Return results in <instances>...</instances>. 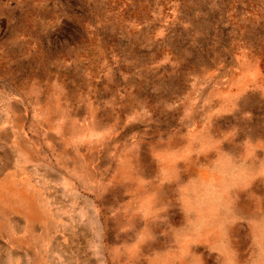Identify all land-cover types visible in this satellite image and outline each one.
<instances>
[{
	"label": "rangeland",
	"instance_id": "rangeland-1",
	"mask_svg": "<svg viewBox=\"0 0 264 264\" xmlns=\"http://www.w3.org/2000/svg\"><path fill=\"white\" fill-rule=\"evenodd\" d=\"M12 132L62 260L264 264V0H0Z\"/></svg>",
	"mask_w": 264,
	"mask_h": 264
},
{
	"label": "crops",
	"instance_id": "crops-1",
	"mask_svg": "<svg viewBox=\"0 0 264 264\" xmlns=\"http://www.w3.org/2000/svg\"><path fill=\"white\" fill-rule=\"evenodd\" d=\"M16 134L10 133L15 138L8 143L12 145L8 146L13 151L11 158L3 152L7 144L0 141V264H77L76 260L61 259L62 249H56L55 239L49 237L55 231L47 232L33 221L42 214L45 218L47 212L46 184L40 180L43 175L39 177L43 167L24 161L18 151L19 134ZM51 211L55 213L48 210ZM65 251L73 253L71 249Z\"/></svg>",
	"mask_w": 264,
	"mask_h": 264
}]
</instances>
